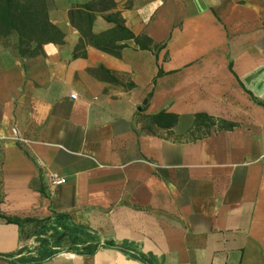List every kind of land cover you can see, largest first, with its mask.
<instances>
[{
	"label": "crops",
	"instance_id": "0c3cea01",
	"mask_svg": "<svg viewBox=\"0 0 264 264\" xmlns=\"http://www.w3.org/2000/svg\"><path fill=\"white\" fill-rule=\"evenodd\" d=\"M47 7L0 44V264L58 215L101 247L39 264H264V0Z\"/></svg>",
	"mask_w": 264,
	"mask_h": 264
},
{
	"label": "trees",
	"instance_id": "16d2710c",
	"mask_svg": "<svg viewBox=\"0 0 264 264\" xmlns=\"http://www.w3.org/2000/svg\"><path fill=\"white\" fill-rule=\"evenodd\" d=\"M47 9V0H0V44L23 55L33 52L32 44L37 49L54 40L57 32L48 20ZM38 234L45 237L38 239L40 249L28 260L30 264L50 260L57 254L52 248L65 246L67 251L92 255L101 247L83 228L66 224L61 215L51 223H40Z\"/></svg>",
	"mask_w": 264,
	"mask_h": 264
},
{
	"label": "built area",
	"instance_id": "2783aa9c",
	"mask_svg": "<svg viewBox=\"0 0 264 264\" xmlns=\"http://www.w3.org/2000/svg\"><path fill=\"white\" fill-rule=\"evenodd\" d=\"M72 98H75V95H72ZM50 181H51V184L54 186H59V185L65 184L66 182L64 178H59L56 175H51Z\"/></svg>",
	"mask_w": 264,
	"mask_h": 264
}]
</instances>
